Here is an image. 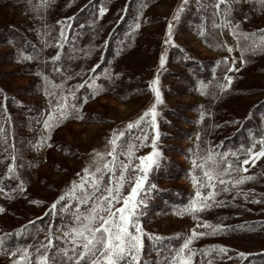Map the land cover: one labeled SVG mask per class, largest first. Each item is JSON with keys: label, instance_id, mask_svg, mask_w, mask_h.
Masks as SVG:
<instances>
[{"label": "rangeland", "instance_id": "obj_1", "mask_svg": "<svg viewBox=\"0 0 264 264\" xmlns=\"http://www.w3.org/2000/svg\"><path fill=\"white\" fill-rule=\"evenodd\" d=\"M89 1L0 0V88L24 106L17 114L23 191L11 197L0 194V207L4 208L0 231L67 211L66 225L56 231L67 246L63 231L72 225V214L90 207L82 204L78 210L68 193L73 181L80 184L84 168L102 163L100 158L94 159L95 152L111 150L108 141L113 130L125 132L121 138L124 147H118L116 153L118 177L120 162L129 160L120 154L127 144L133 145L131 159L138 163L137 157L152 151L151 138L158 133L159 166L149 170L145 188L137 198L143 201L135 216L143 229L139 264H172V257L193 230L205 235L194 237L189 244L195 253L192 264H264V256H257L264 255V157L243 165L247 172L237 167L246 158L247 149L256 144L253 150H258L264 137V2L229 0L230 10L225 16V5L221 4L218 11L216 0H185L179 18L173 19L182 0H98L94 12L97 21L76 26L69 36L76 13ZM100 6L107 9L103 16L99 15ZM123 17V28L113 33L115 22ZM222 17L236 26V35L228 26H214L222 23ZM137 22L139 28L135 27ZM169 23L172 42L165 44ZM11 25L27 29L48 55L65 60L70 79L87 86L88 92L75 110L83 119L77 120L72 114L57 124L56 104L66 97L64 85L43 74L32 53L15 46L6 30ZM242 33L254 35L245 38ZM108 35L111 55L103 70L86 78L85 69H94L102 59ZM161 54L165 56L163 67ZM233 59L238 71L229 72ZM225 74L233 79L222 92L219 85L226 82ZM157 76L163 103L156 108V130L149 116L129 131L127 124L136 121L155 101L148 85ZM93 81L104 90L84 103L85 97L91 96L89 84ZM201 84L207 85L203 93ZM46 88L52 95L46 94ZM44 109L48 112L41 119ZM69 111L75 113L70 107ZM256 111L258 126L249 118ZM50 112L54 126L48 131L44 121ZM246 121L242 136L233 137L235 129ZM145 134L147 139H143ZM209 152L218 163L207 161ZM103 161H111V157L105 155ZM193 161L197 165L207 161L208 167L215 169L214 189L207 187L205 169L194 166ZM229 164L232 168L225 173L223 169ZM125 174L132 175L130 170ZM102 175L105 183H115L110 170ZM244 175L254 179L235 183ZM220 180L225 183L221 185ZM198 189L204 197L214 191L207 201L211 206L195 213L184 211L191 201L199 199L195 196ZM75 191L77 196L81 194L79 187ZM128 191L126 184L123 194ZM53 203L56 209L51 207ZM217 225L221 227L215 228ZM12 253L0 252V264H13L14 260L28 264L19 260L23 250ZM28 260L35 264L30 253Z\"/></svg>", "mask_w": 264, "mask_h": 264}, {"label": "snow or ice", "instance_id": "obj_2", "mask_svg": "<svg viewBox=\"0 0 264 264\" xmlns=\"http://www.w3.org/2000/svg\"><path fill=\"white\" fill-rule=\"evenodd\" d=\"M264 2V0H262ZM185 0H182L181 5L177 8L176 13L173 16V19L179 18V13L183 10V4ZM224 4V14L225 16L229 13L230 3L229 0H216L215 7L219 11L220 5ZM146 7V5H144ZM99 15L107 11L103 6H100ZM61 23V21H57ZM215 27H224L228 26L232 29L233 35H236V26L226 18L222 17V23L220 25H214ZM136 28L140 27V24L137 22L135 24ZM172 24L168 25L167 39H165V44H170L172 42L171 37ZM261 35V46L264 47V30ZM203 35V31L200 33ZM242 36L247 38L249 35L242 33ZM61 37L63 38V31H61ZM59 43V42H58ZM232 51L231 48L228 49ZM23 59H32L30 56H22ZM59 57L54 56L52 59L55 61ZM227 61V58H225ZM243 62V61H242ZM165 63V56L161 54L160 56V66L163 67ZM233 67L229 68L228 71H238L234 68L235 60L231 61ZM159 71V69L157 70ZM47 80V78H45ZM233 77L225 74L224 80L225 83L219 85L220 90L223 92L227 89ZM158 84V76L149 82V88L155 95V101L151 106L145 110V112L134 122H129L127 124V129L130 131L134 126H139L141 122L146 121V118L150 116L151 118V127L156 130V117L157 105L163 103L161 93L156 86ZM83 86V85H81ZM54 87H58L55 86ZM89 87L92 88L91 96L85 97L84 103H87L89 98H94L101 91L104 90L102 85H97L93 82L89 84ZM207 85L201 84V92L206 88ZM46 94L52 95L45 89ZM73 94L74 93H70ZM62 103L56 104V112L58 115L55 117L57 124L67 119L72 112L69 111V106L67 103L66 97L61 98ZM82 107V105H80ZM72 109H76L77 105H71ZM49 119L44 121V127L46 130L50 131L54 126L50 123L53 119V113H48ZM203 117V113H201ZM77 120L83 119V116L77 112L74 117ZM125 136L124 131L117 132L113 130L112 137L109 139L108 144L111 145V150L107 153L95 152L94 159L100 158L102 163L96 164L90 168H84L83 176L81 177L80 184L77 186L76 182L73 181L72 188L69 190V193L73 199L76 200L74 207L78 210L82 204L90 205L89 210L78 211L72 214V225L63 231V238L66 240V245L64 247H56L53 245V240L48 239L47 244H42L41 248L44 249L41 252L40 249L36 250L35 264H139L140 252L143 247V229L136 216V208L138 204L143 203L142 200L138 201V196L141 191L145 188V181L148 178L149 170L153 167H158L159 162L157 157L160 155L156 148V140L158 138V133L156 136L151 138L152 140V151L146 155L139 156L136 159L138 163H133L131 157L133 153V145L127 144L125 150L120 154L126 155L129 157L127 163L120 162V171L119 176H116V162L118 160L117 148L124 147L125 142L121 140ZM50 139V137H46ZM143 139H147V135H144ZM143 139L140 140V143H143ZM118 141L120 142L118 145ZM51 146V145H49ZM256 144H253L252 147L247 149L246 158L240 161L237 165L238 168H242L244 172H247V168H243V165L249 164L251 161L252 164L256 163V160L264 157V137H261L259 140V148L254 151ZM95 151V150H94ZM107 155L111 157V161H103V157ZM228 153H224L223 156H227ZM233 155H236L233 153ZM14 159V158H13ZM207 161H211L213 164L218 163L213 159L212 153L209 152L207 156ZM207 161L202 162L200 165L196 164V161H193V165L205 169L203 171V177L208 181L207 187L215 188V185L212 184V181L216 178V173L214 168L208 167ZM111 165V167H110ZM229 168H232V165L229 164L228 167L224 168L223 171L228 172ZM104 170H110L113 175V180L105 183L104 177L102 175ZM131 171L132 175L126 176V172ZM235 170V169H233ZM14 171V165L8 164V172L11 173ZM99 174V175H98ZM78 176L80 173L77 174ZM254 179L251 175L241 176L239 180L235 183H241L245 180ZM193 183L197 184L195 177H192ZM134 181V182H133ZM221 185L225 183L224 180L219 181ZM130 187V191L127 194H123V189L125 185ZM201 187L204 185L201 184ZM80 188V195L77 196L75 189ZM155 188V185L151 186ZM21 191H23V185H21ZM227 191V189H224ZM2 191V189H0ZM99 193V195H97ZM215 195L214 191H209L207 196L204 197L199 189L196 191L195 196L199 199H194L191 203L184 209V211H190L195 213L196 211L203 210L211 205L207 203ZM59 200H64V196H60ZM123 203H120V201ZM32 203H38L37 201H32ZM119 204L117 207L116 205ZM53 209H56V203L51 205ZM67 207V204H65ZM4 208L0 207V212H3ZM195 218V217H194ZM211 227V225H208ZM221 226L217 225L215 228ZM215 228L213 229L215 231ZM134 229V230H133ZM203 236L205 233H197L193 230L192 235L188 236L182 245V247L176 251L175 256L172 257V264H192V257L195 254L190 248L189 244L192 242L193 238L196 236ZM153 239H159V237H153ZM50 251L52 254L50 255ZM221 252L226 251L224 248H220ZM8 255H14L9 252ZM240 255H243L241 253ZM29 251L28 249H23V255L19 256L20 261H26L30 264ZM13 264H18V261L14 260ZM211 264V262H209Z\"/></svg>", "mask_w": 264, "mask_h": 264}, {"label": "trees", "instance_id": "obj_3", "mask_svg": "<svg viewBox=\"0 0 264 264\" xmlns=\"http://www.w3.org/2000/svg\"><path fill=\"white\" fill-rule=\"evenodd\" d=\"M97 2L98 0L89 1L76 13L73 26L70 27V31L68 32L69 36L74 32L76 26L81 24L89 25L97 21V15H94ZM123 20L124 17L122 20L118 19L115 22L116 27L113 26V33L119 32L120 28H123ZM54 22H57V20L54 19ZM96 25H98V22ZM6 30L13 38V43L17 48L30 52L38 58L39 68L43 74L64 85L68 106L70 108L73 104L78 106L84 97L83 94L88 92V88L84 84H81L83 85L81 86L75 79H70L69 74L65 72V60L58 58L54 61L52 59L54 56L48 55L39 41L33 39L27 29L11 25ZM105 41L106 45L103 46V49L101 45V49L104 51L103 55H101L102 59L100 58L98 65L94 69H85L86 78L103 70L107 57L111 55V36L108 35ZM70 93H74V95ZM260 105H263V103ZM22 108L24 106L17 99L0 88V189H2L0 194L4 197L17 196L22 192L20 189L21 185H23V177L21 166L19 165L21 156L18 149L20 130L18 129L19 119L17 118V114ZM72 110L75 112L77 108ZM47 112L48 109H44L41 119L46 116ZM255 113L257 111L252 113V116L249 118L258 126L259 120L256 118ZM72 114L75 116L76 112ZM247 123L248 121L240 123L239 127L233 132V137H241L242 126ZM235 143L236 141L232 145ZM10 163L14 165V171L11 173L8 172V164ZM69 216V212L67 211L63 214L60 213V215L55 213L52 216L45 215L32 221H26L24 224L13 229H3L0 231V252L7 254L9 252H16L19 249H28L31 259L35 260L36 250L40 249L43 252L44 249L41 248V245L47 244L48 239H52L53 245L56 247H64L65 244L56 235V231L60 226L66 225L65 218ZM51 254L52 252L50 251ZM257 256L264 255L260 254Z\"/></svg>", "mask_w": 264, "mask_h": 264}]
</instances>
